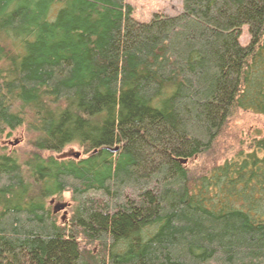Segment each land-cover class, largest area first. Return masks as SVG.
<instances>
[{
  "label": "trees",
  "instance_id": "trees-1",
  "mask_svg": "<svg viewBox=\"0 0 264 264\" xmlns=\"http://www.w3.org/2000/svg\"><path fill=\"white\" fill-rule=\"evenodd\" d=\"M182 7L0 0V133L32 137L0 155V264H264V139L189 171L232 111L264 116V0Z\"/></svg>",
  "mask_w": 264,
  "mask_h": 264
},
{
  "label": "rangeland",
  "instance_id": "rangeland-1",
  "mask_svg": "<svg viewBox=\"0 0 264 264\" xmlns=\"http://www.w3.org/2000/svg\"><path fill=\"white\" fill-rule=\"evenodd\" d=\"M126 2L133 8V18L143 24L150 23L156 14L173 17L183 10L182 0H126ZM239 43L241 46H247L249 43L246 28H243ZM259 139H264V116L235 109L231 112L209 152L195 158L189 165L192 178L200 177L209 168L223 163L240 150H247L250 143ZM31 140L32 137L24 129L0 133V155H12L23 161L32 152ZM48 155L59 160H77L83 156V151L76 145H70L60 154ZM77 155L79 157L76 159ZM70 198L69 194H64L61 198H52L47 202L53 213L58 206H68L65 210L54 213L60 223L67 221L69 218L72 207Z\"/></svg>",
  "mask_w": 264,
  "mask_h": 264
},
{
  "label": "water",
  "instance_id": "water-1",
  "mask_svg": "<svg viewBox=\"0 0 264 264\" xmlns=\"http://www.w3.org/2000/svg\"><path fill=\"white\" fill-rule=\"evenodd\" d=\"M79 156L77 155L76 156V159L78 158ZM181 164H186V161H181ZM68 206L67 205H61V206H58L55 210H54V213H58L60 211H63L67 208Z\"/></svg>",
  "mask_w": 264,
  "mask_h": 264
}]
</instances>
